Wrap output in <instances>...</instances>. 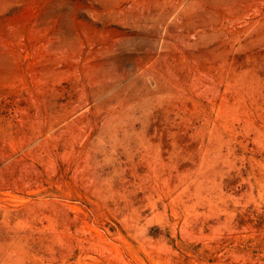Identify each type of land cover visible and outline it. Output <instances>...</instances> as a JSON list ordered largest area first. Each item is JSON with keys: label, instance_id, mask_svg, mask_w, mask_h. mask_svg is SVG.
Returning a JSON list of instances; mask_svg holds the SVG:
<instances>
[{"label": "rangeland", "instance_id": "obj_1", "mask_svg": "<svg viewBox=\"0 0 264 264\" xmlns=\"http://www.w3.org/2000/svg\"><path fill=\"white\" fill-rule=\"evenodd\" d=\"M0 264H264V0H0Z\"/></svg>", "mask_w": 264, "mask_h": 264}]
</instances>
